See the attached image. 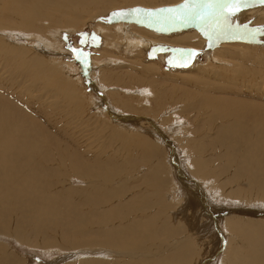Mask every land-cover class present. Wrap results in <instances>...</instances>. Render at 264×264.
I'll return each instance as SVG.
<instances>
[{"label":"bare ground","instance_id":"obj_1","mask_svg":"<svg viewBox=\"0 0 264 264\" xmlns=\"http://www.w3.org/2000/svg\"><path fill=\"white\" fill-rule=\"evenodd\" d=\"M182 3L0 0V264H264V4L250 0L231 30L214 16L111 15ZM90 25L103 40L83 85L56 56L58 37ZM244 25L256 39L241 38ZM216 29L221 45L204 62L171 72L195 70L182 77L199 90L183 95L201 102L166 103L164 54L147 52L202 47ZM135 105L156 114L127 111ZM71 121L100 122L134 147L122 157L85 148Z\"/></svg>","mask_w":264,"mask_h":264},{"label":"rangeland","instance_id":"obj_2","mask_svg":"<svg viewBox=\"0 0 264 264\" xmlns=\"http://www.w3.org/2000/svg\"><path fill=\"white\" fill-rule=\"evenodd\" d=\"M63 33L64 34H59V37H58L59 38V40H58L59 44L61 45L62 48L57 52L56 56H58L59 59L63 58V59H61L62 61L71 62L72 65L76 66V68L78 69L79 76L81 77L82 84L84 85L86 83L84 79L86 76L88 77V74L85 75V73H87V72H85L86 71V68H85L86 63L88 64V62L90 61V57L98 55V48L101 46V42L103 39L100 38V35L96 34L95 30L93 29V27L91 25L90 26H84L81 29L73 30L72 32H69V33H68V31L67 32L63 31ZM82 33L87 34V35L81 36ZM93 35L95 36V39H93ZM60 37H61V39H60ZM65 37H67V39ZM221 38H222V36L219 34L218 29H216L214 33L206 34L203 37V39H205L206 43L203 44L202 47L174 46V48H171V45L166 44L164 50L150 49V52H147V55H145V57L147 58V60H153V61L159 59L160 54H162V55L164 54L163 58L160 61V64L162 66V67H160V69L162 72H166L165 73V76H166L165 77V83L167 84V87L174 88L173 90L169 91V97H168V99H166L167 100L166 103H170V102L175 101V102H180V104L184 105L187 103L199 104L201 102L198 99H188V98L184 97V95H183L184 90H189L192 93L199 90L198 86L201 84V82H198L196 80L190 81L189 77H188L189 79L182 77V76H185V74H189V73L194 74L195 70L190 71V72L189 71L185 72V73H183V75H181L182 73L176 75V73L172 74L171 72L172 71L185 70L189 66H191V64L194 63V61L195 62L196 61H198V62L203 61L204 62L206 60V55H208V54L210 55V53H208V52H210V50L213 49V47H219L221 45V42H220V40H222ZM81 39H83L85 41V43L83 45L80 42ZM225 41H228V40H225ZM215 42H217V43L215 44V46H213L212 44ZM73 48L78 50L77 54H75V55L72 52ZM80 49H82V53L79 51ZM192 51L195 52V55L193 57H191L190 59H185V57L188 55V53H190ZM63 53H65V55ZM66 55H68V56H66ZM77 55L80 56V59H77ZM66 58H67V60H66ZM81 61H83V62H81ZM170 61H171V63H170ZM182 63H186L187 66L186 67L180 66ZM179 75H180V77H178ZM205 75H209V73H205ZM121 82L124 84H127V81H125V80H120L119 83H121ZM210 82H212V79L208 76H205L204 87H205L206 91H207L208 86H210V85H208V83H210ZM211 84H214V83H211ZM37 86H39V85L36 83L35 87H37ZM33 89H34V87H33ZM91 92L92 91L87 90L85 93V96L90 95ZM13 93H15V92H13ZM22 94H24V93H22ZM26 94L28 95V93H26ZM35 94H38V89L35 90ZM86 97H84L82 95V104L79 108L80 111H83L85 109V106H86V110H87V99H86ZM205 97H208V92H207V95ZM131 99L135 100V97H132ZM149 107L150 106H136L135 105V106L128 107L127 111L131 112V110H132L138 114H148V116H151L152 114L153 115L156 114V111L149 109ZM74 108H76V107L74 106ZM86 110H85V112L87 113ZM50 112H51V110H50ZM161 118H165V123H166L169 120V115L165 114ZM155 121H158V120L155 119ZM71 122H72V126H74L72 129V131L74 133L73 136L76 138L82 136L78 140L80 142L81 141L83 142L85 148L88 147L91 150L92 149L96 150L99 147H101V149H103L102 155H108L111 157L113 155H115L118 157H120V156L122 157L125 154V152H127L128 150H130L134 147L133 145H131V146L127 145L125 143V141H122L120 139L113 140V138H111L109 136V134L111 133L110 129L104 128V130H102L103 124L100 125V122L96 123V129L94 131L87 129V128H84L83 124L79 126L78 122H73V121H71ZM158 122H159V124L161 123V121H158ZM155 123H157V122H155ZM159 124H157V125H159ZM159 127L162 130L164 129V128H162L163 126L161 124L159 125ZM81 128H83V129H81ZM81 130H83V131L81 132ZM76 133H78V134L76 135ZM142 133L145 134L144 132H142ZM173 148L174 149L177 148L175 143L173 144ZM206 154L207 153H203V155H206ZM188 211H190V210H187L186 212H188ZM174 212H175L174 210L171 211V213H174ZM262 216L264 217V215H262ZM259 217H261V216H259ZM182 222H183V220H182ZM186 229H187V227H186ZM187 231H188V229H187ZM185 233H187V232L185 231ZM205 234L206 235H204V234H202V235L205 237H208L207 233H205ZM225 236L226 235L222 232L223 241H225V238H226ZM220 240L221 239L219 238V242H220ZM223 241H222V243H223ZM11 242H12L11 243L12 247H10V248H12L13 250H15L14 248H17V247H18L16 250L17 252H22V250H26L25 246H23V245L20 246V244L14 242V240H12ZM17 245H19V246H17ZM200 247H203V246L201 245ZM38 254H39V252H35V255H38ZM34 259H35L34 256H33V258L30 257L29 261H32V260L34 261ZM43 259L44 258H42L41 256H38L35 259V261L40 260L42 262V261H44ZM214 263H216V261Z\"/></svg>","mask_w":264,"mask_h":264},{"label":"snow or ice","instance_id":"obj_3","mask_svg":"<svg viewBox=\"0 0 264 264\" xmlns=\"http://www.w3.org/2000/svg\"><path fill=\"white\" fill-rule=\"evenodd\" d=\"M260 4H264V0H258ZM250 3V0H184V3L176 5L169 8H159V9H143V8H134L121 12H113L111 15L113 17H123L129 14H143L149 18L156 16L159 17L161 14H168L167 18L172 22H182L187 23L188 21H197L199 23H205L209 16H214L218 21H222V27L224 30H231L233 25L230 23L232 16H235L243 8L247 7ZM241 26L236 25L235 28L239 29ZM247 32V35L241 38H250L256 39V31L249 29L247 25L243 26ZM87 34H81L85 36ZM67 39V37H65ZM93 39L95 36L93 35ZM81 44L83 45L85 41L81 39ZM82 53V49L79 50ZM73 54H77L78 50L73 48ZM195 55V52L192 51L188 53L185 59H190ZM77 59H80V56L77 55ZM83 62V61H81ZM171 63V61H170ZM180 66L186 67V63H182Z\"/></svg>","mask_w":264,"mask_h":264}]
</instances>
